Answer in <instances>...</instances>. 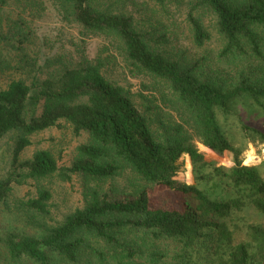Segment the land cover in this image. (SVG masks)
<instances>
[{"label":"trees","instance_id":"1","mask_svg":"<svg viewBox=\"0 0 264 264\" xmlns=\"http://www.w3.org/2000/svg\"><path fill=\"white\" fill-rule=\"evenodd\" d=\"M63 4L83 29L117 41L130 64L165 86L179 103V118L164 126V135L156 136L129 89L108 80L100 63L88 60L62 64L28 83L10 80L0 89V137L11 129L19 134L8 173L0 179V202L12 183L54 172L63 178L78 173L100 181L127 167L136 184L129 192L90 186L83 206L40 236L0 232V264H24V257L34 264H79L85 254L103 262L111 247L133 257L141 250L125 241L130 231L172 240L173 264H264V178L258 164L239 158L244 138H257L264 147V133L257 127H264V79L244 68L207 73L199 59L170 58L152 45V32L141 30L131 14L96 0ZM195 4L216 18L222 39L219 59L235 65L256 61L264 67V0ZM187 20L192 41L202 45L209 31L190 12ZM146 107L147 112L151 105ZM62 121L73 133L89 137L68 166H59L46 149L20 160L30 143L27 134ZM196 141L218 153L231 151L233 163L205 160ZM185 154L191 162V183L173 178ZM49 196L40 190L29 205L43 211ZM84 234L100 240L103 247L88 242ZM164 255L158 251L153 256Z\"/></svg>","mask_w":264,"mask_h":264},{"label":"rangeland","instance_id":"2","mask_svg":"<svg viewBox=\"0 0 264 264\" xmlns=\"http://www.w3.org/2000/svg\"><path fill=\"white\" fill-rule=\"evenodd\" d=\"M96 1L102 6L131 14L141 30L152 32V45L170 58L181 62L199 59L201 69L207 73L213 69L233 73L235 69L244 68L245 72L252 70L255 77L264 79V67H258L256 61L251 64L242 61L235 65L218 58L222 39L215 28L216 18L208 9L196 6V0H164L162 3L154 0ZM63 6V0H0V89L12 79H22L28 83L34 76L42 78L55 72L62 64L83 60L100 63V70L108 80L129 89L135 105L148 116L155 135H164V126L179 118L180 106L174 101V95L130 64L117 41L83 29ZM189 12L201 20L210 34L209 39L200 46L191 39L187 20ZM148 98L150 101L146 102ZM149 104L151 108L146 112ZM257 127L264 133L263 126L257 124ZM18 134L17 129H11L0 137V179L8 173L11 151ZM27 138L30 143L21 151L20 160L30 158L37 150L46 149L59 166H68L77 154V147L89 139L84 132L73 133L69 124L63 121L59 125L29 133ZM242 141L244 148L239 158L244 163L258 164L264 178L262 141L257 138H244ZM196 146L207 161L223 166L233 163L231 151L218 153L198 141ZM247 156H252L249 162L245 161ZM183 161L173 178L191 183L194 177L187 154ZM134 181L135 177L127 167L117 175L100 181L89 180L78 173L63 178L57 172L39 178H21L12 183L7 196L0 202V232L11 230L40 236L59 224L75 208L83 206L85 191L90 186L129 192L135 188ZM40 190H46L50 195L44 201L43 211L29 205ZM84 236L93 245L103 247L97 238L89 234ZM125 237L130 246H137L141 250L133 257L127 256L118 247H111L103 262L85 254L79 264H173L172 249L175 243L172 240L141 237L137 231H130ZM158 251L165 255L156 259L153 255ZM22 260L24 264H34L26 257Z\"/></svg>","mask_w":264,"mask_h":264},{"label":"bare ground","instance_id":"3","mask_svg":"<svg viewBox=\"0 0 264 264\" xmlns=\"http://www.w3.org/2000/svg\"><path fill=\"white\" fill-rule=\"evenodd\" d=\"M246 154V153H245ZM252 157V156H251ZM251 157L250 156H247L246 157V159H245V161H248L249 162V160L251 159ZM256 159V158H255ZM184 163V162H183ZM244 163V162H243ZM189 169V168H188ZM189 175V174H188Z\"/></svg>","mask_w":264,"mask_h":264}]
</instances>
